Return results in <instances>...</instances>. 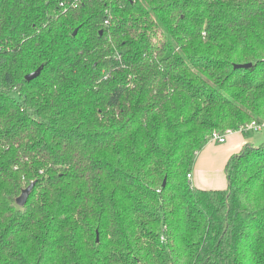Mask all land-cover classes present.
Instances as JSON below:
<instances>
[{
  "label": "trees",
  "instance_id": "obj_1",
  "mask_svg": "<svg viewBox=\"0 0 264 264\" xmlns=\"http://www.w3.org/2000/svg\"><path fill=\"white\" fill-rule=\"evenodd\" d=\"M251 123L264 0H0V264H264V142L188 178Z\"/></svg>",
  "mask_w": 264,
  "mask_h": 264
},
{
  "label": "crops",
  "instance_id": "obj_2",
  "mask_svg": "<svg viewBox=\"0 0 264 264\" xmlns=\"http://www.w3.org/2000/svg\"><path fill=\"white\" fill-rule=\"evenodd\" d=\"M264 142V123L258 131L240 129L225 134L223 143L209 141L196 155L191 173V183L201 189L222 190L227 187L226 164L228 160L251 145Z\"/></svg>",
  "mask_w": 264,
  "mask_h": 264
},
{
  "label": "water",
  "instance_id": "obj_3",
  "mask_svg": "<svg viewBox=\"0 0 264 264\" xmlns=\"http://www.w3.org/2000/svg\"><path fill=\"white\" fill-rule=\"evenodd\" d=\"M76 32H77V30H74L73 36L76 34ZM247 67H249V64L235 66V68H247ZM41 69H42V67L40 66L34 72L27 74L25 76V80L30 82V81L36 79L39 76ZM32 186H33V184H30L27 188L23 189L21 191L20 195L16 198L15 202H16V205L18 207H23L25 205V203L28 199V196L31 192Z\"/></svg>",
  "mask_w": 264,
  "mask_h": 264
},
{
  "label": "built area",
  "instance_id": "obj_4",
  "mask_svg": "<svg viewBox=\"0 0 264 264\" xmlns=\"http://www.w3.org/2000/svg\"><path fill=\"white\" fill-rule=\"evenodd\" d=\"M262 127V124H256V123H251L246 126H244L242 129H250L252 131H258ZM225 141V135H219V134H213L211 137V142H218V143H223ZM188 178H191L190 175H188Z\"/></svg>",
  "mask_w": 264,
  "mask_h": 264
}]
</instances>
